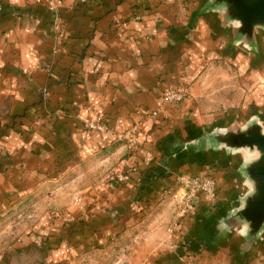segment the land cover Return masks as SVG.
<instances>
[{
    "label": "crops",
    "instance_id": "obj_1",
    "mask_svg": "<svg viewBox=\"0 0 264 264\" xmlns=\"http://www.w3.org/2000/svg\"><path fill=\"white\" fill-rule=\"evenodd\" d=\"M204 4L182 0H59L61 29L56 35L51 26L54 16L44 0H0V208L11 202L16 205L31 195L36 198L37 187L44 182L42 172L55 167L59 147L71 156L76 153L87 158L93 150L114 144L115 161L122 156L123 164L136 165L141 164L143 149L149 142L156 161L154 174L161 176L157 186L168 185L170 175L165 174V168L169 166L176 171L189 169L191 173L202 167L210 168L212 175L216 171L217 198L215 202L203 194L193 198L195 210L180 222L182 231L188 229L183 232L185 239L193 234L200 239L201 228L196 223L206 214L213 218L235 205L236 197L246 190L238 171L243 155L208 148L203 133L213 127L243 123L254 114L264 117L263 112H249L246 97L237 113H202L192 98L185 97L166 109L167 121L156 118L153 125L154 117L144 115L158 106L164 88L177 85L183 71L192 70V63L183 69L187 39H191V49L195 51V45L212 39L213 26H224L217 12L202 11ZM226 34L232 39L229 27ZM254 99L259 105V98ZM67 106H71L69 115L55 116ZM87 110L103 115L109 131L84 132L82 123ZM36 120L42 125L30 135L29 126L34 123L36 127ZM62 121L68 124L56 123ZM138 121L143 123L142 145L128 155L117 147L113 132ZM63 129L64 138H70L71 144H52V137ZM151 177L140 181L151 184ZM133 193L118 191L114 201L118 203ZM182 194L180 188L176 189L173 201L181 202ZM209 228L214 229V223ZM182 231L171 235L169 242L166 239L150 247L156 251L168 243L176 244ZM34 232L28 231L22 240L18 239L13 252L0 264H39L41 251L34 245L39 236ZM225 234L231 240L215 248L209 242L206 248L219 249L200 254L197 264L231 262L226 246L235 237L241 247V233L228 230ZM170 252L151 251L147 264L176 263L175 258L166 260Z\"/></svg>",
    "mask_w": 264,
    "mask_h": 264
},
{
    "label": "rangeland",
    "instance_id": "obj_2",
    "mask_svg": "<svg viewBox=\"0 0 264 264\" xmlns=\"http://www.w3.org/2000/svg\"><path fill=\"white\" fill-rule=\"evenodd\" d=\"M58 1L54 0L51 5L48 0H44L46 7L54 16L51 26L56 35L61 29L57 12ZM80 1L85 2V0ZM182 1L187 4L191 1L202 4L207 0ZM193 11L194 8L187 15L190 17ZM55 24H58L57 28ZM229 26V24L222 28L213 26L210 30L212 39L204 40L201 45H195V51L191 49V39H187L186 48L182 53L185 57L183 69L185 70V67L192 63V70L183 71L181 76L183 79L177 85L164 88L158 106L144 114L147 118L154 117L153 125L157 123L156 118L167 121L166 109L176 106L185 97L192 98L202 113L215 110L224 112L223 115L233 111L237 113L239 106L243 105L247 97L246 104L248 103L249 112L260 110L264 113V30L259 28L255 30L258 48H253L228 38L226 28L228 29ZM169 89L180 92L181 99L173 103H163L164 93ZM254 97L259 98V105ZM71 105L73 106V102ZM70 108L71 106L62 107L55 116L61 114L66 117L69 115ZM86 116L85 120H82L84 132L95 131L90 129L88 124L91 119L99 118L107 128L104 132H95L109 131V125L103 119V115L87 110ZM35 123L36 127L34 123L29 126L30 135L37 133L42 125L38 120ZM56 123L65 126L68 124L67 121ZM142 124L138 121L128 128L113 132V140L117 147L126 151L128 155L142 145L140 142ZM262 124L264 125V120ZM134 125H138L137 141L129 147L128 143L125 140H119L117 135ZM46 128L49 131L50 127ZM64 131L63 129L52 137V144L57 142L58 146L62 147L69 143L70 138H64ZM151 143L149 142L143 149L141 164L136 165L123 164L122 156L115 161V155L112 154L114 144L93 150L87 158L76 153L71 156L66 149L59 147L55 167L52 171L42 172L45 175L42 177L44 182L37 187L36 200L31 195L16 205L13 202L2 204L0 255L4 257L0 261L13 252V244L18 239L26 236L28 231L34 232L33 228L36 226L38 232L34 233L39 236V239L34 242V245L41 251L38 258L41 257L39 264H147L151 251L154 253L171 251L165 253V256L169 262L175 258L174 264H197L203 252H216L219 248L213 250L206 248L209 242L214 243L213 248H215L231 240L227 238L229 234H225L221 226L217 225L216 218H210L206 214L199 219L196 224H199L201 228L198 232L200 239L193 234L187 240L184 235L188 229L182 231V223H180L184 217L177 221L178 208L182 202L173 201V193L179 188L178 176L192 175L201 171L212 173V171L210 168L202 167L191 173L189 171L192 170L189 169L185 170L186 172L176 171L177 168L169 166L165 168V174L170 175L168 185L157 186V179L161 176L159 173L154 174L157 168L153 166L156 161ZM244 151L240 152L246 159ZM249 154L251 156L246 155L248 159L257 155L254 151ZM1 156L5 158L4 155ZM8 160L5 158V162ZM1 171H3L2 165H0ZM148 171L152 174H148ZM147 174L152 176L151 184L140 181L148 177ZM214 174L213 176L217 179L216 171ZM111 182L117 185L113 189L107 185ZM130 190L134 193L129 197L125 195L118 203L114 201L118 191L129 193ZM218 190L217 180V192ZM105 191L110 192V195L102 199L101 195ZM9 208L12 209L4 213ZM175 222L179 223L176 227ZM213 223L214 229L211 230L209 226ZM181 231L178 243H168L167 246H162L156 251L150 247L155 243L161 244L166 239L169 242L171 235H179ZM236 241L234 237L230 245L226 246L231 259L229 264H264V230L257 241L248 248L239 247ZM18 251L20 250L17 249Z\"/></svg>",
    "mask_w": 264,
    "mask_h": 264
},
{
    "label": "water",
    "instance_id": "obj_3",
    "mask_svg": "<svg viewBox=\"0 0 264 264\" xmlns=\"http://www.w3.org/2000/svg\"><path fill=\"white\" fill-rule=\"evenodd\" d=\"M209 10L220 15L223 25H230L232 41L258 48L255 30H264V0H207L202 11ZM263 120L262 115L254 114L241 125L235 122L203 133L204 144L208 148L221 149L227 154L244 150L246 155L252 151L257 153L249 159L245 155L246 159L243 158L239 166V175L246 183V190L236 197L235 205L213 216L223 231H241L244 249L254 244L264 230Z\"/></svg>",
    "mask_w": 264,
    "mask_h": 264
},
{
    "label": "built area",
    "instance_id": "obj_4",
    "mask_svg": "<svg viewBox=\"0 0 264 264\" xmlns=\"http://www.w3.org/2000/svg\"><path fill=\"white\" fill-rule=\"evenodd\" d=\"M52 5L54 0H48ZM56 28L58 24H55ZM182 94L177 92L174 89L166 90L164 96L162 98L163 103H173L177 102L181 99ZM88 127L92 130L104 132L106 130V125L99 119H91ZM138 134V125H134L129 130L125 132L119 133L117 138L119 140H125L128 143V146L131 147L137 141ZM178 184L179 188L183 190V194L181 197L182 205L178 208V219L185 217L187 214H190L195 210V205L192 203L194 197L198 194L205 195L208 199L214 200L217 196V180L210 173L206 171H201L192 175H181L178 176ZM175 227L177 226V222H175Z\"/></svg>",
    "mask_w": 264,
    "mask_h": 264
},
{
    "label": "trees",
    "instance_id": "obj_5",
    "mask_svg": "<svg viewBox=\"0 0 264 264\" xmlns=\"http://www.w3.org/2000/svg\"><path fill=\"white\" fill-rule=\"evenodd\" d=\"M107 185L108 186H110V187H112V189L114 188V186H117V185H115V182H114V184L111 182V183H107ZM107 185H106V187H107ZM108 189V188H107ZM110 195V192L109 193H107L106 191L104 192V194L102 193V199L104 198V199H106L107 198V196H109ZM100 196V197H101ZM178 224L179 223H177V226H178Z\"/></svg>",
    "mask_w": 264,
    "mask_h": 264
}]
</instances>
